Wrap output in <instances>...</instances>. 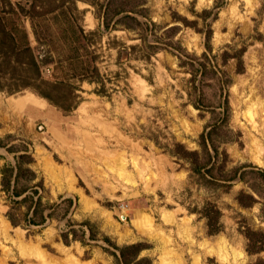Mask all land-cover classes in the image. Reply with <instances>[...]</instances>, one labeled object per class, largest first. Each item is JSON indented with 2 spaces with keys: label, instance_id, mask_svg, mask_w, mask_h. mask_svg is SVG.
<instances>
[{
  "label": "rangeland",
  "instance_id": "374dc122",
  "mask_svg": "<svg viewBox=\"0 0 264 264\" xmlns=\"http://www.w3.org/2000/svg\"><path fill=\"white\" fill-rule=\"evenodd\" d=\"M105 2L0 0L42 77L0 58V264H118L130 243L150 264L264 260L244 236L264 233V0H147L139 31L104 28Z\"/></svg>",
  "mask_w": 264,
  "mask_h": 264
},
{
  "label": "trees",
  "instance_id": "16d2710c",
  "mask_svg": "<svg viewBox=\"0 0 264 264\" xmlns=\"http://www.w3.org/2000/svg\"><path fill=\"white\" fill-rule=\"evenodd\" d=\"M146 1L147 0H106L105 4H101L100 6L102 10L100 11L99 17L101 19L100 22L102 26L107 29L108 27H116L117 25H119L122 29L128 31H139L143 25V22L140 21L139 16L149 18L148 23L152 26H155L156 24L154 23V21H152L148 16L147 8L144 7ZM116 16L118 17L115 19ZM21 18L22 16L20 15L19 11L15 9V7L10 6L9 8H7L5 6L0 5V58L4 59V61L6 62L8 58H10V54H12L16 58V64L22 65L25 63V58L21 57V55L27 54L29 65H31L33 71L35 72V80H42L40 74V63H38L36 57L34 56L33 50L29 45L30 40L28 37V31L24 26V21ZM31 28L33 33H35V28L33 25L31 26ZM209 37V34H207L205 42V46L207 47V49H209ZM139 38L146 47L145 52L147 55L155 53L156 50L160 48L159 44L147 43L145 40L146 35H140ZM177 48H179L178 51L180 52L181 47ZM181 54L182 53H180L179 55ZM1 63L2 61H0V65ZM22 87H28L31 89L34 88L31 86V83H28V81L20 88ZM13 91L17 90H8V92ZM37 93L47 99V101L52 102L51 97L43 93V91L38 90ZM70 108L72 107H69V109ZM201 141L202 144L205 145V136L203 133L201 134ZM205 165L206 163L201 166L198 165L199 167L193 166L192 170L200 173V167H204ZM238 170V168H235L232 171L231 175H229L225 180H231L235 177H238L241 180V178L243 177V171L238 173ZM205 172L212 177L215 176L213 168H206ZM201 174L204 175L205 173L201 172ZM258 174L262 178L261 180L264 181V172L259 171ZM246 199L248 201H246ZM254 201L255 198L252 194L240 193V195L238 196V202L244 206H248ZM207 220L209 231H216V228H214L215 225H213L211 217H209ZM244 236L247 240L246 246L248 252L256 253L264 250V233H259L249 228H246V230L244 231ZM90 237H92V235H90ZM105 240L107 239L105 238ZM113 246L115 250L111 251L110 253L114 256L118 264H144V262L146 264H150L148 263L147 258H138L139 253L142 249L139 243H130L122 246ZM253 264H264V260L258 258Z\"/></svg>",
  "mask_w": 264,
  "mask_h": 264
},
{
  "label": "bare ground",
  "instance_id": "6f19581e",
  "mask_svg": "<svg viewBox=\"0 0 264 264\" xmlns=\"http://www.w3.org/2000/svg\"><path fill=\"white\" fill-rule=\"evenodd\" d=\"M35 97L32 94H28L26 96H22L20 100H17L16 103L24 104L25 102H31L34 101ZM229 259V258H228Z\"/></svg>",
  "mask_w": 264,
  "mask_h": 264
},
{
  "label": "crops",
  "instance_id": "0c3cea01",
  "mask_svg": "<svg viewBox=\"0 0 264 264\" xmlns=\"http://www.w3.org/2000/svg\"><path fill=\"white\" fill-rule=\"evenodd\" d=\"M26 103V102H25Z\"/></svg>",
  "mask_w": 264,
  "mask_h": 264
}]
</instances>
